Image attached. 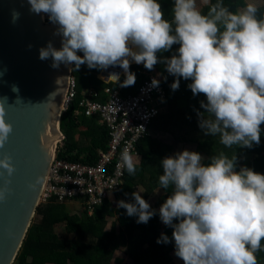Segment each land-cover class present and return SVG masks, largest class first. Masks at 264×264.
Here are the masks:
<instances>
[{"label":"clouds","instance_id":"obj_1","mask_svg":"<svg viewBox=\"0 0 264 264\" xmlns=\"http://www.w3.org/2000/svg\"><path fill=\"white\" fill-rule=\"evenodd\" d=\"M207 2V0H205ZM29 11L46 14L61 37V47L51 42L38 50L40 60L81 65L106 70L118 66L124 72L120 87L135 84L130 60L151 71L161 63L176 77L170 88H179L180 78L191 80L187 87L193 96L203 94L198 126L207 136H219L226 148H251L260 143L264 124V14L248 3L236 12L222 0L212 4L207 14L197 0H173L172 19L164 18L157 0H27ZM12 23L20 16L13 11ZM178 45L170 57H158ZM31 47V45H29ZM83 53L82 56L77 55ZM3 73L0 72V76ZM166 79V78H165ZM107 81L119 83L118 73ZM159 86L153 79L151 87ZM13 92L18 87L12 86ZM0 104V149L8 142L13 128L5 120ZM183 150L161 161L159 185L170 194L158 210L161 222L172 228L174 255L183 264H258L256 253L264 251V175L247 167L237 171L235 153L221 152L209 158ZM120 166L134 175L136 165L127 151ZM0 176L15 171L11 157L0 158ZM9 180L0 187V201L9 192ZM31 187V186H30ZM127 195V193H125ZM134 202L118 201L136 223L147 224L157 213L139 192ZM177 221L173 223V221ZM169 243L161 234L156 243Z\"/></svg>","mask_w":264,"mask_h":264},{"label":"trees","instance_id":"obj_2","mask_svg":"<svg viewBox=\"0 0 264 264\" xmlns=\"http://www.w3.org/2000/svg\"><path fill=\"white\" fill-rule=\"evenodd\" d=\"M261 1L262 6L258 7L257 12L258 18L264 14V0ZM157 2L161 4L164 18L171 20L173 0H157ZM217 2L218 0H211L210 6ZM222 3L232 12L246 5L244 0H222ZM210 6L201 13L206 15ZM177 48L178 45H173L169 52L159 53L158 57H170ZM77 55L82 56L83 53L78 52ZM130 70L135 74L136 80L133 86L122 89L124 95L135 94L153 70L165 73L166 79L163 80L162 87L169 111L156 116L151 126L172 134L176 146L172 148L153 140L148 143V137L143 139L137 145V151L143 155V158L142 163L136 166L135 174L129 175L126 171L125 183L115 202L107 201L97 206L91 216L85 210L79 215L72 214L66 204L40 203L35 215L39 221H32L14 264H112L113 261L120 264L123 261L115 258L117 251L124 252L134 264H173L171 253L175 251V247L174 242L171 241L172 228L164 225L158 214L159 206L170 194L171 189H162L158 177L163 174L161 161L165 157L181 152L186 143L195 144V152L203 157L202 163L205 166L210 163L209 158L213 155L223 152L231 157L235 153L238 171L241 159L245 155H250L251 160L245 167L264 175V124L260 126L261 135L258 145L254 144L251 148L235 145L226 148L220 143L219 136H207L198 126V113L207 117L205 110L200 107V102L206 103V98L203 94L193 96L187 87L191 80L180 78L179 88L173 91L170 85L176 77L169 75L161 63L155 65L151 71L145 69L143 64L132 65ZM112 72L118 73L119 76L124 74L118 66L96 70L81 65L79 70H72V76L77 82V95L61 117L60 127L65 139L59 158L71 162L95 164L99 151L108 149L107 127L100 125L97 117L81 114L83 108L80 107V103L90 91H95L98 98L105 101L108 97L106 90L115 89L124 79L122 77L116 84L106 83L110 82L107 81V77ZM99 75L106 82L102 81ZM158 188L161 189V196L160 203L156 204L154 200H150V194ZM138 189H141L139 193L142 198L157 213L147 224L136 223L137 217H129L126 210L117 205L121 200L126 203L134 202L131 194L138 192ZM108 218L114 219L110 230L107 229ZM59 226H63L66 235L72 238H60L56 232ZM161 234L169 237L170 242L157 244L156 241ZM87 238L94 242H86ZM256 257L258 264H264V251L257 252Z\"/></svg>","mask_w":264,"mask_h":264},{"label":"water","instance_id":"obj_3","mask_svg":"<svg viewBox=\"0 0 264 264\" xmlns=\"http://www.w3.org/2000/svg\"><path fill=\"white\" fill-rule=\"evenodd\" d=\"M29 7L27 0H0V104L13 128L0 158L11 157L15 168L11 177L0 176V187L10 181L0 201V264H14L41 203L64 137L60 123L73 69V64L54 69L51 58H38V50L49 42L59 49L61 37L54 34L57 25ZM13 11L20 13L15 23ZM13 85L18 92L12 91Z\"/></svg>","mask_w":264,"mask_h":264},{"label":"built area","instance_id":"obj_4","mask_svg":"<svg viewBox=\"0 0 264 264\" xmlns=\"http://www.w3.org/2000/svg\"><path fill=\"white\" fill-rule=\"evenodd\" d=\"M153 79L159 81L158 87H151ZM164 79L162 75L151 73L135 94L124 95V87L119 86L118 89L106 90V101L99 99L95 91H90L83 98L81 113L99 117L109 131L108 149L99 152L95 164L71 162L59 158L63 137L58 143L41 203L76 202L92 215L97 206L107 201L115 202L125 183L127 171L120 166L121 154L127 150L132 157L136 155L137 145L150 134L152 120L160 112L156 101L164 99ZM76 95L77 82L71 76L64 112Z\"/></svg>","mask_w":264,"mask_h":264},{"label":"crops","instance_id":"obj_5","mask_svg":"<svg viewBox=\"0 0 264 264\" xmlns=\"http://www.w3.org/2000/svg\"><path fill=\"white\" fill-rule=\"evenodd\" d=\"M244 3L245 4H248V3H254L256 6H257V8L258 7H260V6H262V1L261 0H244ZM210 4H211V0H207V2H205V0H197V7H198V9L200 10V11H202L203 9H205V8H208L209 6H210ZM133 65H135V64H133ZM132 66V65H131ZM130 66V67H131ZM102 72V71H101ZM151 73H156V74H160V75H163L164 77H165V73L163 72V71H156V70H153ZM150 73V74H151ZM101 74V73H100ZM122 77H123V75H121L120 76V79H122ZM99 78L101 79V77H100V75H99ZM102 80V79H101ZM102 81H104V80H102ZM104 82H106V81H104ZM123 82V81H122ZM107 83V82H106ZM109 83H111V82H109ZM119 86L120 85H118L115 89H118L119 88ZM86 96V95H85ZM106 101V100H105ZM156 103L158 104V106H159V109H160V112L158 113V115H163V114H166L168 111H169V107H168V105H167V103H166V100H165V97H164V99H163V101H156ZM80 113V112H79ZM81 114H84V113H81ZM80 115V114H79ZM85 115V114H84ZM157 115V116H158ZM86 116V115H85ZM87 117H90V116H87ZM98 118V120H99V124L100 125H103V126H106V125H104L103 123H101V120H100V118L99 117H97ZM148 138H149V141H148V143H150V140H153V141H158V142H160V143H162L163 145H166V146H171L172 148H174L175 146H176V141L174 140V138H173V136H172V134H170V133H168V132H166V131H162V130H159V129H157V128H155V127H150V134L147 136ZM64 139H65V136H64ZM63 145H64V143H63ZM187 147H189V148H191V149H187ZM195 144H193V143H186V144H184V147H183V150H188V151H193V152H195ZM62 148H63V146H62ZM61 148V149H62ZM102 151V150H101ZM100 152V151H99ZM246 156H249L250 157V155H246ZM245 157V156H244ZM243 157V158H244ZM249 157H246V158H249ZM142 158H143V155L142 154H140L138 151H137V154L136 155H134L133 156V161H134V163H135V165L136 166H139L141 163H142ZM249 160H251V157H250V159ZM97 162V161H96ZM250 162V161H249ZM248 162V163H249ZM245 164H247V163H245ZM244 164V165H245ZM239 168H240V166H239ZM139 191L138 192H141V189H138ZM160 196H161V189L160 188H158V189H156V190H154L153 191V193L152 194H150V200H154L155 201V203L156 204H159L160 203ZM74 203H76V202H73V203H67L66 205H68V207L70 206V205H72V204H74ZM78 204V203H77ZM80 205V204H79ZM81 206V205H80ZM159 208H160V206H159ZM83 210H85V211H87L86 209H84L82 206H81V210H80V213L83 211ZM95 210V209H94ZM159 210V209H158ZM70 211H71V213L72 214H77V215H79L80 213H76L75 212V210H74V212H73V210H71L70 209ZM88 212V211H87ZM91 216V215H90ZM113 219V218H112ZM108 220H109V218H108ZM112 224V223H111ZM111 229V228H110ZM110 229H108V230H110ZM118 252V251H117ZM172 253H174V251L172 252ZM172 253H171V255H172ZM172 257V256H171Z\"/></svg>","mask_w":264,"mask_h":264},{"label":"rangeland","instance_id":"obj_6","mask_svg":"<svg viewBox=\"0 0 264 264\" xmlns=\"http://www.w3.org/2000/svg\"><path fill=\"white\" fill-rule=\"evenodd\" d=\"M44 17H45V20L46 21H48L49 19H48V16L46 15V14H44ZM130 66L131 65H133V64H135L134 62H133V64H132V61H130ZM107 83H109V82H107ZM184 147V146H183ZM187 149H191V148H189V147H187ZM182 151H183V148H182ZM192 151V150H191ZM246 157H249V156H246L245 155V157L244 158H242L241 159V162H240V167H245V163H248L250 160V157L249 158H246ZM245 164V165H244ZM69 208L71 209V210H73V212H74V210H75V212L76 213H80V210H81V206L79 205V204H77V203H74V204H72V205H70L69 206ZM32 221H39V218L38 217H34L33 218V220ZM109 224H108V227H107V229H110L111 228V223L114 221V219H112V218H109ZM56 232H57V234H58V236L60 237V238H62V239H64V238H72V236H67L66 235V233H65V228L63 227V226H59L57 229H56ZM86 242H88V243H92V242H94L92 239H90V238H87L86 239ZM172 260H173V264H183V261L181 260V259H179L178 257H176L175 255H174V253H172ZM115 258H117V259H121L123 262L122 263H120V264H134L133 263V261L127 256V255H125L124 254V252H122V251H118V252H116L115 253ZM112 264H119L118 262H115V261H113L112 262Z\"/></svg>","mask_w":264,"mask_h":264}]
</instances>
